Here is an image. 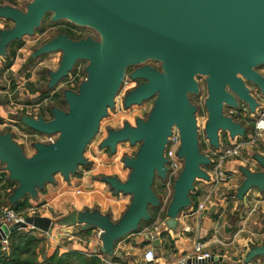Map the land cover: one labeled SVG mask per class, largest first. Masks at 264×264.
<instances>
[{
  "label": "water",
  "instance_id": "1",
  "mask_svg": "<svg viewBox=\"0 0 264 264\" xmlns=\"http://www.w3.org/2000/svg\"><path fill=\"white\" fill-rule=\"evenodd\" d=\"M48 14L52 24L65 21L92 30L97 38L73 40L58 32L28 58L27 63H31L60 53L57 68L47 72L48 91L55 89L79 62L86 63L85 79L75 90L63 89L67 107H51L49 120L43 115L11 116L35 133L56 136L54 142H34V153L26 156L10 132L0 133V164L8 180L16 184L1 201L4 207L26 196L36 200L45 186L54 182L55 175L68 180L87 165L84 152L108 109L114 108L125 77L136 82L123 96L125 109L150 99L153 104L146 118H136L133 126L124 123L120 129H108L99 144L109 155H115L119 144H139L134 156L122 159L129 170L124 181L115 176L101 177L115 194L130 196L118 221L97 210H74L56 222L27 216L24 223L2 227L0 239L28 226L48 232L51 227L79 225L83 231L98 232L100 247L94 250L95 255L112 256L117 242L151 220L149 208L161 206L152 184L155 176L166 180L164 150L173 128L180 139L177 156L182 160V169L165 208L166 223L174 224L179 213L190 206L197 180L210 181L204 168L212 160L199 148L197 107L189 99V95L199 94L197 77H204V134L209 146L219 150L223 134L231 141L246 137L247 126L226 116L224 109L239 110L244 104L250 115L256 114L260 102L247 83L264 98V76L256 70L264 64V0H30L23 8L2 4L0 19L12 26L0 29V58H7L12 43L32 36ZM148 61L159 66H150ZM251 157L260 170L241 166L243 181L231 191L241 205L252 189L264 193V155ZM257 258H264V245L252 247L243 263Z\"/></svg>",
  "mask_w": 264,
  "mask_h": 264
},
{
  "label": "crops",
  "instance_id": "2",
  "mask_svg": "<svg viewBox=\"0 0 264 264\" xmlns=\"http://www.w3.org/2000/svg\"><path fill=\"white\" fill-rule=\"evenodd\" d=\"M10 24L9 21L0 19V29L9 28ZM24 51V48L19 47L7 55L15 57L9 70L16 75H19L17 72L23 74L26 68L27 64L22 65L18 60L19 55ZM0 83V132H2L6 126L14 127L8 124L10 121L15 123L10 117L16 115L20 107L26 108L29 100L18 99L17 104L11 108V98L7 93L10 90L6 88V84L2 85L1 81ZM43 88L40 87L38 92L44 94ZM261 99L263 100L258 101L263 105L264 98ZM247 128L246 135L251 133V128L249 126ZM220 138L221 147L231 143L225 134ZM119 145L115 155H109L99 146L89 148L84 155L87 161L85 167L79 168L78 173L68 180L62 176H55L54 182L47 184L44 191L38 194L37 199L32 200L35 204L30 202V205H39V216L50 218L53 222L74 210L77 212L97 210L101 214H108L113 222L118 221L130 203V196L115 194L99 177L115 176L121 181L126 179V176L123 178L126 171L117 158L118 149L122 144ZM33 153L34 151L26 156H31ZM253 154L264 155V134L255 146L245 148L240 157L225 161L224 169L233 174L234 181L231 185H226L213 193L204 211L199 213L196 208L209 192L210 181L197 180L190 196V206L179 213L174 224H167L165 215L160 217L158 211L157 214L152 215L151 222L141 226L138 232L128 234L117 242L112 256L104 257L100 253L95 255L94 250L100 247L98 232L83 231L79 225L51 227L47 234L34 232L33 235L40 241L37 248L39 264H48L46 260L55 253L57 256L79 254L86 259L95 257L98 259V264H147L143 260V255L149 249L154 252L152 264H178L181 258H191L194 255V247L197 243L210 253L212 258L209 263L244 264L243 260L252 247L264 245V193L262 195L252 189L241 205L231 191L236 190L243 181L239 172L241 166H247L252 171L260 170L251 157ZM204 170L210 178L212 164ZM15 187L16 184L11 183L8 174L0 168V199L4 200L5 194ZM29 231L25 230V232ZM255 260L264 263V258Z\"/></svg>",
  "mask_w": 264,
  "mask_h": 264
},
{
  "label": "rangeland",
  "instance_id": "3",
  "mask_svg": "<svg viewBox=\"0 0 264 264\" xmlns=\"http://www.w3.org/2000/svg\"><path fill=\"white\" fill-rule=\"evenodd\" d=\"M4 1L0 0V3ZM50 17H51L50 14H48L45 17L40 28L32 36H25L22 38L21 41H15L14 43H12L8 48V52H7L8 55L10 54L11 51H13V49H18L19 47H22L25 49V51L23 52V54L19 55L18 60L19 62H22V65L27 64L28 58L31 56L34 49L39 47L47 40L54 37L58 32H60V30L64 31L65 34L67 33L68 37L70 36L77 37L76 35L92 36V37L96 36L95 32L87 28H76L79 34L73 33L68 29V24L65 21H61L54 24L55 26H52L53 27L52 29L50 27L51 26ZM11 24L8 27H11L12 26ZM14 58L9 57L11 63H13ZM1 59L2 58H0V79H1L0 81L2 82V85L3 83L6 84L5 85L6 88L10 90L7 92L9 97L11 98L10 102L12 106L10 107L13 108V106L17 104L16 100L18 99L20 100L21 98L23 99L27 98V100H29L26 103L28 106L26 108L20 107L18 110L19 113L17 112L16 115L25 114L34 118H36L39 115H43L45 120H49L51 118L49 112L51 107H57L64 110L66 109L67 106L63 100L62 91L64 89V86H66L65 82L67 81V77L65 79H62L59 82V84L55 87V89H51L48 91L45 88L48 81L47 72L52 71V69L55 68L60 61L59 52L32 60L31 63L25 65L26 68L25 70H23V74L17 72V74L19 75H16L14 72L9 70L10 66H7L8 60L6 58H3V60ZM81 64L86 65L85 62H81ZM146 64L153 67L159 66L157 62H153V61H148ZM131 70H132L131 67L127 69L126 72L127 75L131 72ZM256 70L264 76V64L257 67ZM196 79L199 83V88H200L199 94L189 95V99L190 102L197 107V112L195 113V117L198 126L199 148L202 153L204 152L210 155L209 150H211L212 148L209 146L208 141L206 140L204 134V126L207 121L206 111L203 106L204 100L206 98L204 77L199 76ZM20 83H23V85H20ZM247 86L248 88H250V91L252 92L257 91L258 94L257 99L262 100L259 91L254 85L247 83ZM40 87L41 88L44 87L43 92L46 91L47 93L41 95V92L40 91H39L40 93L38 92ZM52 93H54V95H52ZM122 100H123V95H121V91H120L115 98L114 108L108 109L107 116L101 120L99 124V130L95 135V137L93 138V140L87 146L84 155L87 153L89 148H92L94 146H99L100 142L103 140V138H105L108 129H120L124 123H129L130 125L133 126L135 124L136 118L138 117L146 118L153 104V99H150L148 101L143 102L139 106H132L129 109H125L123 107ZM225 110L226 108L224 109V111ZM10 118L12 119V117ZM14 122L15 123H11L10 121L8 123L10 125H13L14 127L6 126V128H4L3 131L0 133H4V132H10L12 134L16 133L17 135H13L14 140L22 148V151L24 152L25 155H30V152L34 151L32 146L34 142H36L34 137L31 135L35 134V132L28 129L20 122H16V121ZM220 143H221V138H220ZM138 148H139V144H135L131 146L128 142L123 143L121 147H119L117 158L120 159L121 167L126 171L123 174V178L125 176L127 177L129 170L124 168L122 159L124 157L134 156ZM3 167L4 165L0 164V168ZM55 176H60V175L58 174ZM152 190L160 198L161 206L159 208L150 207L149 211L151 214H157L158 211H160L159 215L161 217L164 215L163 213L165 212V208L167 207L168 202L171 198L172 190L170 187L167 188L165 182L157 178L156 176L152 184ZM30 202L32 204H35V201L29 200V204H31ZM145 224L146 223H143L142 226H145Z\"/></svg>",
  "mask_w": 264,
  "mask_h": 264
},
{
  "label": "built area",
  "instance_id": "4",
  "mask_svg": "<svg viewBox=\"0 0 264 264\" xmlns=\"http://www.w3.org/2000/svg\"><path fill=\"white\" fill-rule=\"evenodd\" d=\"M4 1V0H3ZM10 2L13 6L18 8H23L26 3H28L30 0H5V2ZM68 24V29L76 34H79L77 32V29L73 27L71 24ZM70 25V26H69ZM52 26H55L54 24H51ZM85 65L81 64V62L77 63L71 73L67 76V81L65 82V87H68L72 90H75L77 85L85 79L83 70ZM136 86V82L130 80L128 77H125L122 88H121V95L124 96V94L133 89ZM123 92V93H122ZM251 94L257 99L258 94L257 91L252 92ZM263 98V97H261ZM260 101V99H257ZM263 100V99H262ZM261 104V102H260ZM224 114L226 116L232 117L235 121L241 122L243 125H247L251 128V133L246 135L244 138H237L233 141L227 138L231 141V143L225 147H220L219 150L215 151L213 149L209 150L212 160V172L210 175V187L209 192L205 195V197L197 204L196 211L201 213L206 209L207 204L210 202L212 194L219 191L222 187L226 185H231L234 181V176L231 172H228L224 169V163L228 159L237 158L240 157L242 151L247 147H252L257 144V142L262 138L264 134V104L260 105V107L256 110L255 115H250L248 108L246 105L242 104L240 105V109L236 110L233 108H226L224 111ZM34 137L36 142H41L44 144L52 143L55 141L56 136H47V135H41L38 133H35L31 135ZM168 142L165 146L164 150V157L167 160L166 163V180L165 185L167 188H171L174 180L178 177L181 169H182V160L177 156V151L180 146V139L178 136V133L175 128L172 129L171 136L168 137ZM208 155V154H207ZM209 156V155H208ZM0 199V229L2 227L9 228L15 223H24L25 218L27 216H39L40 214V206L39 205H29L28 208H26L23 212L17 213L14 210L11 209L10 206L4 207L1 204ZM38 206V207H37ZM23 230H30L37 232L39 234H42L43 232L28 226L26 229ZM48 232H44V234H47ZM7 235L6 238L0 239V248L1 251L4 253H7L9 250V242H8ZM210 253L206 252L203 249V246L199 243H197L194 247V255L190 257H184L181 258L178 261V264H188L189 261L194 262H203L208 261L207 263L203 264H212L209 263V260L211 259ZM143 260L147 264H152L154 261V252L152 249L146 250V252L143 255ZM192 264V263H191ZM249 264H264L262 261H252Z\"/></svg>",
  "mask_w": 264,
  "mask_h": 264
},
{
  "label": "trees",
  "instance_id": "5",
  "mask_svg": "<svg viewBox=\"0 0 264 264\" xmlns=\"http://www.w3.org/2000/svg\"><path fill=\"white\" fill-rule=\"evenodd\" d=\"M2 4H11L10 2H1ZM8 64L10 66V59L8 57ZM29 64V63H27ZM45 94V93H44ZM43 95V94H41ZM101 179V177H99ZM10 193L5 194L7 197ZM191 196V195H190ZM30 197L26 196L20 200L17 204L11 205V209L17 213L22 212L24 209L29 207ZM150 213V211H149ZM151 218L152 215L151 214ZM151 222V220L149 221ZM148 222V223H149ZM142 224L140 225V227ZM90 233L89 231H87ZM34 231L25 232V230L14 231L9 234V250L7 253L1 251L0 248V264H39L37 248L39 240L33 235ZM48 264H98V259L90 257L86 259L79 254H68L64 256H57L53 254L46 260Z\"/></svg>",
  "mask_w": 264,
  "mask_h": 264
},
{
  "label": "flooded vegetation",
  "instance_id": "6",
  "mask_svg": "<svg viewBox=\"0 0 264 264\" xmlns=\"http://www.w3.org/2000/svg\"><path fill=\"white\" fill-rule=\"evenodd\" d=\"M51 24H52V23H51ZM72 26L75 27V28H79V27H76V26H74V25H72ZM60 32L63 33V34H65L64 31H62V30H60ZM65 35L68 36L67 33H66ZM76 36H77V37H74V36L71 37V36H70L69 38H71V39H73V40H78V39H81V38L89 37V36H80V35H76ZM90 37H92V36H90ZM93 38L96 39L97 36H95V37H93ZM64 88H68V87H65V86H64ZM257 90H258V89H257ZM54 93H55V92H54ZM54 93H52V95H54Z\"/></svg>",
  "mask_w": 264,
  "mask_h": 264
}]
</instances>
